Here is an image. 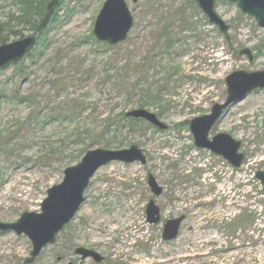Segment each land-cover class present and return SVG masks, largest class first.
I'll return each instance as SVG.
<instances>
[{
	"label": "rangeland",
	"instance_id": "374dc122",
	"mask_svg": "<svg viewBox=\"0 0 264 264\" xmlns=\"http://www.w3.org/2000/svg\"><path fill=\"white\" fill-rule=\"evenodd\" d=\"M106 1L63 0L44 35L52 41L46 56L37 62L27 58L21 65L23 75L14 66L0 71V100L4 101L0 102V223L13 224L24 213L40 212L48 190L60 184L65 170L78 164L89 150H124L133 145L144 151L147 164L114 162L101 168L75 219L33 264H96L93 260L80 263L75 255L78 247L98 252L105 258L101 264H264V197L255 179L264 171V89L254 90L231 107L210 133V139L224 133L241 142L240 153L246 158L241 168L234 169L222 157L198 149L190 130L191 121L226 101L228 76L238 71L264 72V29L236 5L218 0L217 13L231 26V43H227L191 2L126 0L135 18L127 42L136 59L150 51L166 22V10L181 8L186 24L196 33L189 28L176 30L185 38V52L174 60L165 58L164 66L179 67V72L170 81L160 108L148 109L168 130L140 121L124 129L122 135L101 138L104 118L136 108L124 106L113 82L101 78L105 64L83 55L87 48L83 43L93 34ZM12 3L0 0V39L7 43L33 35L26 27L17 26L14 19L20 14ZM244 49L253 52L252 62L239 54ZM59 54H63L61 59ZM116 54L103 57L114 59ZM58 60L62 62L59 66ZM108 75L113 77L115 71ZM164 75L162 71L160 77ZM57 76L66 79L64 94L48 86ZM154 82L149 81L151 85ZM23 95L45 103L86 101L88 109L81 118L90 122L83 128L96 131V139L87 145L97 144L84 153L86 146L69 141L59 152V157H64L61 162L41 167L36 161L43 149L55 147L60 135L72 128L54 124L33 129L27 124L17 132L21 126L18 119H26L31 109L7 101H17ZM47 103L55 107L54 102ZM56 106L60 108V104ZM149 176L164 189L161 197L151 193ZM151 200L162 211L159 225L147 223L146 208ZM247 209L256 213L255 224L247 230L243 225L235 229L234 221ZM181 216L186 220L179 237L165 242V222ZM31 251L32 244L24 235L0 232V264H25Z\"/></svg>",
	"mask_w": 264,
	"mask_h": 264
},
{
	"label": "water",
	"instance_id": "95a60500",
	"mask_svg": "<svg viewBox=\"0 0 264 264\" xmlns=\"http://www.w3.org/2000/svg\"><path fill=\"white\" fill-rule=\"evenodd\" d=\"M194 1L197 2L209 22L218 27L230 41V27L216 13L217 0ZM226 1L237 4L245 15L253 17L257 25L264 29V0ZM59 3L60 0L50 2L47 14L35 36L0 46V70L21 61L31 52L39 36L47 28ZM133 25L134 18L125 0H107L96 20L93 34L99 42L118 45L127 40ZM240 55L248 56L250 61L254 60L253 53L249 49L242 50ZM226 84L228 93L226 102L216 104L209 115L195 118L190 127L195 138V145L199 149L212 151L214 154L223 157L232 167L238 169L245 160V155L239 153L241 142L234 140L228 134H219L210 141L209 134L214 125L229 112L231 107L243 101L254 90L264 89V72L238 71L227 77ZM128 117L146 120L161 131L168 129L155 114L146 110H134L128 113ZM113 162L145 165L147 158L138 146L124 150H91L84 155L80 163L65 170L62 183L48 190L47 198L41 205L40 213L27 212L16 223H0L1 232H14L17 235H24L32 243V252L25 264L34 263L45 248L56 243L57 236L74 220L84 204V194L91 179L100 168ZM255 178L260 182L264 195V171L258 172ZM148 183L156 197L163 194V188L158 185L153 176L149 177ZM184 221V216L168 220L164 228L163 239L165 241L175 240ZM147 222L151 225H157L161 222V210L153 200L147 206ZM76 253L82 257V260L93 258L97 263L103 261V257L88 249L79 248Z\"/></svg>",
	"mask_w": 264,
	"mask_h": 264
},
{
	"label": "trees",
	"instance_id": "16d2710c",
	"mask_svg": "<svg viewBox=\"0 0 264 264\" xmlns=\"http://www.w3.org/2000/svg\"><path fill=\"white\" fill-rule=\"evenodd\" d=\"M48 2L49 0H13L12 5L18 8L20 14L14 19L17 22V26L21 25L32 32H36L41 19L46 13ZM165 14L166 22L160 32L155 35L150 51H147L144 56L138 59L134 57L133 50L128 42L117 47H112L105 43H99L91 34L83 43L87 47L83 48L86 51L83 53L84 57L91 60L95 58V60L100 61V65L102 66L105 64L103 77L101 78L105 79V83L107 81H109L108 83L113 82V89L117 90L120 94V100H122L121 102L126 107L133 106L144 109L160 108L164 93L170 89V81H172L175 72H179V67H172L171 65L165 67V58L174 60L176 57L182 54L184 55L185 52L183 51L185 45L184 37L181 36V32L177 33L176 30L180 28L188 30L189 28V30H192V33L196 32L194 28L186 24L188 19L185 17L184 11L181 8L166 10ZM176 23L179 25L177 26ZM0 27L3 28L1 25ZM0 43L2 45L7 44V41L0 39ZM40 43L44 44L43 47H41L42 45ZM51 45L52 41L50 39H44L43 37L41 42H39V47L29 55L31 61L37 62L44 55L46 56V52ZM114 51L117 52L114 59H109L107 56L103 57V54L106 55ZM62 55L59 54L58 59H61ZM59 61L56 63L57 66L62 63ZM21 65L22 62L15 64V67L17 72L23 75L24 71L21 69ZM114 71L115 75L113 77L108 75ZM162 71H165V75L160 77ZM150 79L155 80L153 85L149 83ZM66 83V79H61L60 76H57V78L49 81L48 86L52 90H57L59 94H64L66 91ZM0 102L2 103L4 101L0 100ZM7 102L22 107L28 106L31 109L26 119H18V123L21 126L17 132L24 130L23 128L27 124H30L33 129L35 127L46 128L48 125L54 124L60 126L68 125L72 128L65 135H60L55 147L50 146L49 150L43 149L44 151L40 153L36 161L41 167L51 166V162L53 161L55 163L61 162L64 157H59V152L69 141L75 140L74 143L86 146L83 152L88 151L91 145L97 144L92 142L89 145L90 147L87 145V141L91 142L93 139H96L93 137L96 131L83 128V124L86 122L89 124L90 122L88 119L81 118L83 113L88 109H86V101H47L54 102L53 106L55 107H52L47 102L36 101L35 96L23 95L21 97L19 96L17 101ZM57 104H60V108L56 106ZM111 107L114 110L116 106L112 104ZM98 109L96 107V110ZM126 113L127 110L122 109L116 115L113 114V116L104 118L99 131L100 137L104 138L112 134L122 135L124 129H131L133 127L132 125L137 121L128 119ZM81 124L82 126H80ZM255 221L256 213L247 209L243 211L242 216L234 221V227L238 229V227L243 225V230H247V227L254 225Z\"/></svg>",
	"mask_w": 264,
	"mask_h": 264
}]
</instances>
